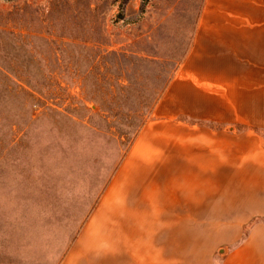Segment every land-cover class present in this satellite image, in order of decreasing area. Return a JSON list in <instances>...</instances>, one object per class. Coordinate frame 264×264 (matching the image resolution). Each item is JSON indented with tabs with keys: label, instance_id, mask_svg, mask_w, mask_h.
I'll return each mask as SVG.
<instances>
[{
	"label": "rangeland",
	"instance_id": "rangeland-1",
	"mask_svg": "<svg viewBox=\"0 0 264 264\" xmlns=\"http://www.w3.org/2000/svg\"><path fill=\"white\" fill-rule=\"evenodd\" d=\"M209 2L0 0V264H82L72 252L153 125L181 141L169 171L193 167L191 132L251 130L264 146V42L240 53L260 83L213 82L241 60L206 51ZM255 7L235 0L231 11Z\"/></svg>",
	"mask_w": 264,
	"mask_h": 264
},
{
	"label": "crops",
	"instance_id": "crops-1",
	"mask_svg": "<svg viewBox=\"0 0 264 264\" xmlns=\"http://www.w3.org/2000/svg\"><path fill=\"white\" fill-rule=\"evenodd\" d=\"M208 1L215 11H207L206 51L212 43L219 52L217 60H241L244 44L264 42L258 41L264 35L263 18L255 7L259 1L236 0L255 7L249 13L231 11L235 0ZM233 29L242 38L237 45L225 37ZM238 64L229 78L223 71L212 72L213 82L260 83L245 71L246 60ZM172 128L153 125L135 142L72 254L79 253L82 264H264L260 136L251 130L206 131L205 137L191 132L193 167L189 172L169 171L182 149ZM201 140L206 154L204 170L199 171ZM169 144L178 146L171 149Z\"/></svg>",
	"mask_w": 264,
	"mask_h": 264
}]
</instances>
